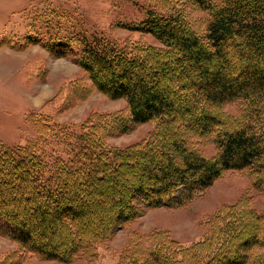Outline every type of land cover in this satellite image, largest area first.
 Returning <instances> with one entry per match:
<instances>
[{"label": "trees", "instance_id": "1", "mask_svg": "<svg viewBox=\"0 0 264 264\" xmlns=\"http://www.w3.org/2000/svg\"><path fill=\"white\" fill-rule=\"evenodd\" d=\"M182 1L159 0L164 14L123 27L161 47H120L76 29L68 15H41L48 37L28 35L26 44L74 60L94 90L126 101L127 115L62 129L74 139H66L67 158L51 164L41 149L51 136L46 119L28 120L38 141L0 142V238L17 245L0 264L93 261L146 210L185 208L228 171L248 173L259 209L249 196L219 208L205 222L208 235L187 246L166 230L131 232L119 264H264V0H187L195 12ZM143 124L153 131L142 142H104ZM186 133L213 144L216 155L198 151Z\"/></svg>", "mask_w": 264, "mask_h": 264}, {"label": "rangeland", "instance_id": "2", "mask_svg": "<svg viewBox=\"0 0 264 264\" xmlns=\"http://www.w3.org/2000/svg\"><path fill=\"white\" fill-rule=\"evenodd\" d=\"M184 4L193 12L198 11L187 0L181 6ZM151 11L164 14L159 0H0V142L17 147L30 140L38 141L40 137L28 120L32 115L46 119L51 123V136L45 138L46 145L41 149L44 159L51 164L57 156L67 158L64 155L66 139H74L72 134L61 135L62 129L78 131L98 115H127L126 101L111 100L94 90L74 60L54 57L39 44H26L28 35L39 33L48 37L47 17L41 15H68L71 19L66 21L76 29L87 35L103 36L120 47L137 41L161 47L151 36L123 28L145 20ZM198 17L204 24L205 13L200 12ZM207 110L216 112L214 108ZM224 110L234 113L231 106ZM152 131V124L135 125L126 133L106 137L104 142L116 149L127 148L144 141ZM186 135L194 146L199 145L195 146L198 151L207 157L216 155L213 144L203 138L201 142L192 133ZM244 196L251 197L254 209H259L263 202L258 191L252 188L246 171H228L187 207L146 210L131 224L118 229L110 242L99 247L95 260L74 264H119L121 250L131 232L146 234L154 229L166 230L182 245H190L208 235L205 222L210 215ZM19 203L21 206L26 202ZM16 248L14 242L0 238V260ZM28 264L60 263L32 258Z\"/></svg>", "mask_w": 264, "mask_h": 264}]
</instances>
